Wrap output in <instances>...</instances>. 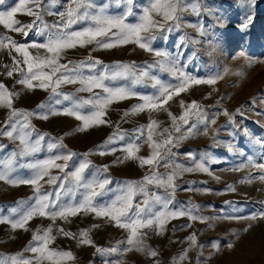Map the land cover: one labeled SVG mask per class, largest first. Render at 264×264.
<instances>
[{
  "label": "rangeland",
  "instance_id": "1",
  "mask_svg": "<svg viewBox=\"0 0 264 264\" xmlns=\"http://www.w3.org/2000/svg\"><path fill=\"white\" fill-rule=\"evenodd\" d=\"M186 2L195 3L197 0H186ZM61 3L65 4L67 0H61ZM94 3L97 6L110 5L108 8L110 14H119L124 10L116 6V0H94ZM147 3L148 0H134V11L137 15ZM198 3L200 5L198 15L191 10L185 11L182 27L167 33V39L158 37L152 46L172 55H176L177 52L182 53L179 57L180 65L192 77L200 79L221 77L214 85H193L187 92L174 97L168 105L169 111L179 116L182 111L181 100L186 104L197 101L210 117L216 118V124L210 126L208 135L202 134L203 125H201L200 133L189 136L173 148V152L177 154L176 162L185 166L191 167L194 163L188 153H192L198 160L201 154L208 152L216 161L209 165L211 174L184 173L178 178L179 187L174 197L176 207L192 209V206L196 205L198 207L192 209L193 214L212 219L207 223L190 221L186 216L172 219L167 223L163 234L158 235L155 231L147 230L148 236L144 243L159 253L155 258L159 264H179L176 258L185 250H188V258L183 264H264V220L226 218L250 217L264 210V182L255 179L251 183L240 182L250 173L259 174L258 169L248 165L249 157L256 163H264V147L258 142L264 140V0H256L255 4L249 3V0H198ZM17 4L18 0H5L4 4L0 5V11L11 10ZM249 15L253 19L248 27L244 28L243 25L247 23ZM16 18L25 23L32 20V17L23 14H17ZM44 19L51 24L57 17L46 15ZM129 20L135 22L134 17H129ZM81 26L76 25L74 28L79 29ZM200 28L203 29V34L198 31ZM4 33L21 43H40L46 39L45 36L37 35L35 32L27 37L18 33H8L0 26V34ZM182 36L187 38L186 43L178 49L176 46ZM193 40L197 43H193ZM32 51L36 52L35 49ZM241 52L245 53L244 57L240 56ZM89 55L109 66L116 62H135L137 65H143L144 62L151 63L157 59L153 53L144 51L135 44L112 49L97 48L93 44L85 48L68 50L61 63L69 60H84ZM5 64L10 65L11 59L6 51H0V81L10 90L18 93L14 99L16 109L48 114L51 111L59 113L72 106L73 101L64 100L63 95L56 96L50 91L39 88L29 90L24 85L16 83L18 76L9 78L4 74ZM153 72L166 83L177 82L167 73L156 70ZM85 74H87L86 70ZM113 83L124 85L127 81ZM79 87V84H64L58 91L71 97L88 98L91 95L87 92H77ZM134 90L143 95L155 92L150 84L136 85ZM57 100L60 103H57ZM41 103L44 104L42 109L37 107ZM139 103L141 101L138 98L114 103L108 109L106 117L110 123L92 126L84 131H77L82 127V121L74 116L49 115L47 120L39 118L38 115L30 117V122L37 133L48 135L42 141L39 152L15 158L13 177L28 178L33 172L28 167L30 163L74 152L77 155L68 162L67 171H74L85 160L90 161V167L85 171L88 179L108 177L112 181L108 185L112 192L98 198V203L110 202L124 182L140 181L149 174L148 166L141 167L138 160L118 161V158H123L125 155L122 148L128 142L129 136L135 135L133 130L149 122L148 112L124 117L125 111ZM237 109H240V112H237ZM90 110L89 106H85L81 112L87 114ZM224 110L233 115L232 122L222 115ZM8 113V109L0 108V122L8 117ZM151 116L161 121L162 127L171 123L166 112H153ZM213 129H219L215 137L216 142L213 140ZM120 133H127L128 136L120 140L118 138ZM35 136L36 133H33V139ZM110 136L114 139L106 144ZM60 142L66 147L58 146L49 150V143ZM136 143L140 145L138 155L148 156L150 148L144 140H138ZM0 145H2L0 147V170H2L4 162L12 157L13 153L19 152L20 148L18 141L5 136H0ZM113 148L117 150L111 151ZM100 152L105 154L101 155ZM104 166H107V172L102 171ZM158 171L165 173L169 170L161 166ZM52 174L63 176V173L56 169L52 170ZM215 177L220 179L217 180ZM230 185L235 191L230 190ZM44 190L54 191V188L44 184ZM149 190L160 194L164 192L163 189L154 186H149ZM83 191V189L79 190L77 199L81 198ZM30 197H33L31 185L13 186L0 181V217L13 219L11 209L17 207L18 201L30 202ZM217 217L219 219H216ZM70 220V223L57 220L56 225H63L74 233H78L81 229H90L94 244L102 248L117 246L118 242L125 240L127 236L124 229L117 228L106 219L91 213H81ZM51 223L52 221L47 218L37 217L29 222L27 231L14 230L10 224L0 223V255L9 256L20 252L29 243L36 229L47 227ZM189 224L191 227H187ZM249 224L252 225L251 228H248ZM192 233L196 234L199 246L189 249L186 238ZM213 242H219L218 251L213 247ZM229 243L234 247L228 248ZM53 246L71 250L76 256L75 264H105L106 260L112 261L113 264H153V258L147 252L132 250L101 255L96 253L94 247L79 245L76 240L63 236H58Z\"/></svg>",
  "mask_w": 264,
  "mask_h": 264
},
{
  "label": "snow or ice",
  "instance_id": "2",
  "mask_svg": "<svg viewBox=\"0 0 264 264\" xmlns=\"http://www.w3.org/2000/svg\"><path fill=\"white\" fill-rule=\"evenodd\" d=\"M4 2L5 0H0V5ZM255 2L256 0H249L251 4ZM116 6L124 10L119 14H110L108 12L110 5L97 6L94 0H67L65 4H62L61 0H18V4L11 10L0 11V26L8 33H18L27 37L35 32L37 35L46 37L45 41L40 43H21L7 33L0 34V51H6L11 59L10 65H3L6 69L4 74L9 78L18 76L16 83L24 85L29 90L39 88L50 91L56 96L63 95L64 100L73 101L71 107L59 113L51 111L48 114H40L16 109L14 99L18 93L10 90L0 81V108L9 110L8 117L0 122V136L18 141L20 148L19 152L13 153L12 157L4 162L3 169L0 170V181L13 186L31 185L33 188V197L29 198L30 202L18 201L17 207L11 209L14 218L0 217V223H8L14 230L27 231L29 222L34 218H47L52 221L47 227L36 229L29 243L20 252L9 256L0 255V264H75L76 256L71 250L53 246L58 236L76 240L82 246L94 247L96 253L101 255L132 250L147 252L153 258V264H159V261L155 260L159 253L144 243L148 236L147 230L155 231L158 235L163 234L170 220L185 216L190 221L201 223H207L212 219L193 214L192 209L197 208L196 205H193L192 209L176 207L174 197L179 187L178 178L184 173L211 174L209 165L216 161L208 152L201 154L198 160L192 153H188L187 155L194 163L191 167L185 166L176 162L177 154L173 152V148L189 136L200 133L201 125H203L202 134L208 135L210 126L216 124V118L210 117L197 101L186 104L181 100L182 111L179 116L169 111L168 105L174 97L187 92L193 85H214L221 77L208 79L192 77L180 65L179 57L182 53L177 52L176 55H172L152 46L158 37L167 39V33L182 27L185 11L191 10L198 15L200 12L198 0L195 3H187L186 0H148L139 15L134 11V0H116ZM61 8L63 10H60ZM17 14L27 15L32 17V20L25 23L16 18ZM46 15L56 16L57 19L49 24L44 19ZM129 17H134L135 22H130ZM252 19L253 17L249 15L243 27L247 28ZM76 25L82 26L75 29ZM198 31L203 34L202 28ZM186 39L182 36L176 47L179 49L186 43ZM192 42L197 43L195 40ZM93 44L101 49L135 44L140 49L153 53L157 59L151 63L144 62L143 65H137L135 62H116L109 66L102 60L89 55L84 60H69L61 63L68 50L85 48ZM32 49L36 52L33 53ZM240 56L244 57L245 53L241 52ZM153 70L167 73L177 82L166 83L154 74ZM121 80L127 83L114 85L113 82ZM64 84H79L77 92H87L91 95L83 98L62 94L58 90ZM141 84H150L155 92L149 95L136 92L134 87ZM131 98H138L141 103L125 111L124 117L148 112L149 122L133 130L135 135L129 136L128 142L122 148L125 155L123 158H118V161L138 160L141 167L148 166L149 174L140 181L124 182L110 202L98 203V198L112 192V189L108 187L112 181L108 177L88 179L85 171L90 167V161L85 160L74 171H67L68 162L77 155L74 152L30 163L28 167L33 172L28 178L13 177L15 158L39 152L42 141L48 135L37 133L30 122V117L38 115L39 118L47 120L49 115L74 116L82 121V127L77 131H84L92 126L110 123L106 119L110 106ZM56 102L60 103L59 100ZM85 106L91 109L87 114L81 112ZM37 107L42 109L44 104L41 103ZM161 111L166 112L170 118L169 126L162 127L161 121L152 118L151 113ZM237 112H240V109H237ZM222 115L226 116L229 122L233 121V115L227 110H224ZM218 131L219 129H213L214 142H216L215 137ZM33 133H36L34 139ZM126 136H128L127 133H120L118 138L124 140ZM113 139L114 137L110 136L105 143H111ZM141 139L150 148L148 156L138 155L140 145L136 141ZM258 142L264 147V140ZM58 146L66 147L62 142L48 144L49 150ZM116 150L111 149L113 152ZM100 154L105 153L100 152ZM248 165L258 169L259 174L250 173L240 182L251 183L254 179L264 182V163H256L249 157ZM161 166L169 171L160 173L158 169ZM53 169L63 173V176L53 175ZM102 171L107 172V166H104ZM44 184L52 186L54 191L44 190ZM149 186L163 189L164 192L163 194L152 192ZM229 188L235 191L231 185ZM80 189L84 191L81 198L77 199ZM203 191H209V189H203ZM81 213L94 214L96 217L106 219L113 226L124 229L127 233L125 240L119 241L117 246L102 248L94 244L90 229H81L78 233H74L63 225H56L57 220L70 223V218ZM226 218L264 220V210L250 217ZM251 226L249 224L248 228ZM93 227H99V225H93ZM247 230L246 228L245 231ZM186 239L189 242V249L199 246L195 233L190 234ZM121 245L126 247H120ZM213 247L218 251L219 242H213ZM227 247L231 249L234 245L229 243ZM187 251L185 250L176 258L179 264H183V261L188 258ZM26 253L30 255H25ZM105 264H113V262L106 260Z\"/></svg>",
  "mask_w": 264,
  "mask_h": 264
},
{
  "label": "bare ground",
  "instance_id": "3",
  "mask_svg": "<svg viewBox=\"0 0 264 264\" xmlns=\"http://www.w3.org/2000/svg\"><path fill=\"white\" fill-rule=\"evenodd\" d=\"M247 261H249V260H247Z\"/></svg>",
  "mask_w": 264,
  "mask_h": 264
},
{
  "label": "crops",
  "instance_id": "4",
  "mask_svg": "<svg viewBox=\"0 0 264 264\" xmlns=\"http://www.w3.org/2000/svg\"><path fill=\"white\" fill-rule=\"evenodd\" d=\"M19 232V231H18Z\"/></svg>",
  "mask_w": 264,
  "mask_h": 264
}]
</instances>
